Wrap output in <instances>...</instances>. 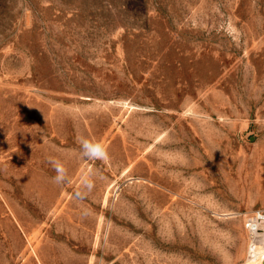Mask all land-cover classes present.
I'll list each match as a JSON object with an SVG mask.
<instances>
[{
  "label": "rangeland",
  "instance_id": "rangeland-1",
  "mask_svg": "<svg viewBox=\"0 0 264 264\" xmlns=\"http://www.w3.org/2000/svg\"><path fill=\"white\" fill-rule=\"evenodd\" d=\"M261 207L264 0H0V264H254Z\"/></svg>",
  "mask_w": 264,
  "mask_h": 264
},
{
  "label": "clouds",
  "instance_id": "clouds-1",
  "mask_svg": "<svg viewBox=\"0 0 264 264\" xmlns=\"http://www.w3.org/2000/svg\"><path fill=\"white\" fill-rule=\"evenodd\" d=\"M78 144L80 145L79 153L81 158L89 160H104L108 158L106 148L97 140L81 136L78 138ZM49 163L56 172V175L53 177V181L58 185L66 182L68 179V169L65 162L56 157H49ZM95 175L96 173H88L82 178L81 187L85 190V192L81 193L78 191L77 196L86 195L87 192L91 191L94 187L93 177Z\"/></svg>",
  "mask_w": 264,
  "mask_h": 264
},
{
  "label": "built area",
  "instance_id": "built-area-1",
  "mask_svg": "<svg viewBox=\"0 0 264 264\" xmlns=\"http://www.w3.org/2000/svg\"><path fill=\"white\" fill-rule=\"evenodd\" d=\"M248 234V258L258 260L264 258V207L251 211L244 220Z\"/></svg>",
  "mask_w": 264,
  "mask_h": 264
},
{
  "label": "water",
  "instance_id": "water-1",
  "mask_svg": "<svg viewBox=\"0 0 264 264\" xmlns=\"http://www.w3.org/2000/svg\"><path fill=\"white\" fill-rule=\"evenodd\" d=\"M258 263H259V264H264V258L259 259V260H258Z\"/></svg>",
  "mask_w": 264,
  "mask_h": 264
},
{
  "label": "bare ground",
  "instance_id": "bare-ground-1",
  "mask_svg": "<svg viewBox=\"0 0 264 264\" xmlns=\"http://www.w3.org/2000/svg\"><path fill=\"white\" fill-rule=\"evenodd\" d=\"M262 255H264V253H262ZM260 259H261V258H260ZM250 261H251L252 263H254V264L257 262V261H255V260H251V259H250Z\"/></svg>",
  "mask_w": 264,
  "mask_h": 264
}]
</instances>
